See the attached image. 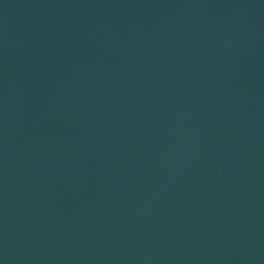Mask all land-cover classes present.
<instances>
[{
  "label": "water",
  "instance_id": "1",
  "mask_svg": "<svg viewBox=\"0 0 264 264\" xmlns=\"http://www.w3.org/2000/svg\"><path fill=\"white\" fill-rule=\"evenodd\" d=\"M0 264H264V0H0Z\"/></svg>",
  "mask_w": 264,
  "mask_h": 264
}]
</instances>
